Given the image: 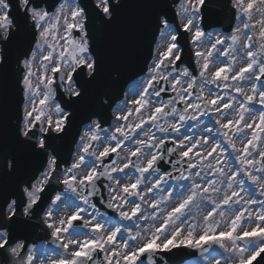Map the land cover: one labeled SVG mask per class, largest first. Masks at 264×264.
Wrapping results in <instances>:
<instances>
[{
	"label": "snow or ice",
	"instance_id": "6c2138e0",
	"mask_svg": "<svg viewBox=\"0 0 264 264\" xmlns=\"http://www.w3.org/2000/svg\"><path fill=\"white\" fill-rule=\"evenodd\" d=\"M188 255L264 264V0H0V264Z\"/></svg>",
	"mask_w": 264,
	"mask_h": 264
},
{
	"label": "water",
	"instance_id": "95a60500",
	"mask_svg": "<svg viewBox=\"0 0 264 264\" xmlns=\"http://www.w3.org/2000/svg\"><path fill=\"white\" fill-rule=\"evenodd\" d=\"M224 27H225V28H227V27H228L227 23H225V24H224ZM190 257H192V255H188V256H186V257L184 258V260H183V261H185V260L189 259Z\"/></svg>",
	"mask_w": 264,
	"mask_h": 264
},
{
	"label": "rangeland",
	"instance_id": "374dc122",
	"mask_svg": "<svg viewBox=\"0 0 264 264\" xmlns=\"http://www.w3.org/2000/svg\"><path fill=\"white\" fill-rule=\"evenodd\" d=\"M192 261V260H191ZM190 262V261H189ZM185 264H188V262L187 263H185Z\"/></svg>",
	"mask_w": 264,
	"mask_h": 264
}]
</instances>
